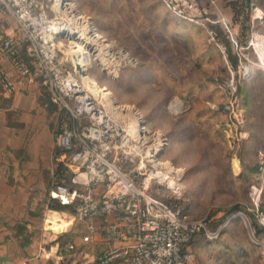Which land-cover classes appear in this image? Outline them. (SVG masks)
Instances as JSON below:
<instances>
[{
  "label": "rangeland",
  "instance_id": "374dc122",
  "mask_svg": "<svg viewBox=\"0 0 264 264\" xmlns=\"http://www.w3.org/2000/svg\"><path fill=\"white\" fill-rule=\"evenodd\" d=\"M6 1L0 0V14L17 26L33 17L40 27L45 20L71 22L65 11H55V0H28L24 19ZM68 3L110 46L79 52L88 79L120 104L136 106L148 128L169 139L161 159L182 179L177 193L165 188V197L206 223L192 243L191 264H264V234L258 236L251 224L256 219L264 226V61L256 46L264 36V0H195L194 22L171 12L164 0ZM77 23L71 25L82 30ZM71 44L61 40L65 53H57L69 68L78 52ZM43 92L56 129L61 112L48 89ZM176 101L180 106L172 108ZM50 209L67 222L60 242L78 245L68 263L95 264L89 250L81 252L85 228L72 208ZM236 213L248 218L251 230L243 217L228 222Z\"/></svg>",
  "mask_w": 264,
  "mask_h": 264
},
{
  "label": "built area",
  "instance_id": "2783aa9c",
  "mask_svg": "<svg viewBox=\"0 0 264 264\" xmlns=\"http://www.w3.org/2000/svg\"><path fill=\"white\" fill-rule=\"evenodd\" d=\"M9 1L24 19L28 0ZM164 3L186 21L198 17L195 0ZM53 6L61 12L56 0ZM61 22L45 20L40 27L33 17L29 24L18 25L24 33L26 60L19 52L20 42L0 22V88L13 92L17 86L2 63L10 57L20 74L40 80L61 112L55 132L61 170L50 188V199L72 208L85 228L82 242L91 246L95 264H191L192 240L206 223L165 197V188L175 193L180 189L169 187L165 174L163 179L158 175L166 172L156 163L162 160L168 137L148 128L136 106L88 89L74 61L69 68L58 59L61 40H71L60 29ZM259 164L264 172V154ZM175 174L170 173L182 179ZM99 242L103 247L93 246ZM77 248L75 241H65L58 254L64 258Z\"/></svg>",
  "mask_w": 264,
  "mask_h": 264
},
{
  "label": "crops",
  "instance_id": "0c3cea01",
  "mask_svg": "<svg viewBox=\"0 0 264 264\" xmlns=\"http://www.w3.org/2000/svg\"><path fill=\"white\" fill-rule=\"evenodd\" d=\"M0 22L20 42L26 60L23 31L1 14ZM2 61L17 86L13 92L0 88V264H69L77 252L64 258L58 254L67 231L55 232L64 230L67 222L59 221L49 201L58 171L52 110L40 80L20 74L10 57ZM82 246L81 252L89 250L86 255L94 260L91 246ZM93 246L100 249L103 243Z\"/></svg>",
  "mask_w": 264,
  "mask_h": 264
},
{
  "label": "bare ground",
  "instance_id": "6f19581e",
  "mask_svg": "<svg viewBox=\"0 0 264 264\" xmlns=\"http://www.w3.org/2000/svg\"><path fill=\"white\" fill-rule=\"evenodd\" d=\"M69 0H56V5H59L60 10L61 11H65L68 14V18L71 21L70 23H66V22H61V25L59 26L60 29L66 30L67 33L69 34V36H71V47H73L72 52L78 51L76 56L72 58V60L74 61V63L76 65H81L82 69L79 70L80 73L83 75V78L85 80V82L87 83V85L89 86V88L91 90H93L96 94H99V96L101 97H107L106 94H108L109 92L106 91L105 89L100 88L99 86L95 85L92 81H90L86 75V62L82 61V57L79 54V52H81V50L84 47H87L88 49H93V50H101V49H109V45L105 42L106 40L103 38V36L97 31V29L94 27L93 23L91 21H89L88 19H84L83 16H81L79 10L72 6V3L70 1V3H68ZM70 15V16H69ZM83 23V29L79 30L75 27H73L71 24L73 23ZM78 24V23H77ZM75 34V35H73ZM252 43V42H251ZM256 46L258 47L259 51H260V56H261V60L264 61V36H261L256 43ZM72 52H70V55H72ZM100 54V53H99ZM99 54H97V56H99ZM125 55L123 54V57ZM67 58V57H66ZM88 69V68H87ZM180 105L179 103L176 101L172 108H178ZM156 165L158 167H162L166 169V172H163L161 174H158L160 176L161 179H163L164 174H165V183L168 184L169 187L174 188L178 185V179H175L173 176L170 175V173L172 172H176L178 173L177 170L174 169L173 166H171V164H167L166 162H163L162 160H160V162H157ZM160 172V171H159ZM239 217H242L243 215L240 214L238 215ZM66 225V224H65Z\"/></svg>",
  "mask_w": 264,
  "mask_h": 264
},
{
  "label": "trees",
  "instance_id": "16d2710c",
  "mask_svg": "<svg viewBox=\"0 0 264 264\" xmlns=\"http://www.w3.org/2000/svg\"><path fill=\"white\" fill-rule=\"evenodd\" d=\"M60 152H61V151H60ZM256 168H257V167H256ZM57 170H58L57 172H60V170H61V166H60L59 162H57ZM55 202H56V203H55ZM50 207H51V208H54V209L61 210V209H64L65 207H67V206H66V205H63V204H61V203H59V202H57L56 200H51V202H50ZM239 207H240L239 205H236V206L232 207V208L230 209V211L233 212V211L237 210ZM184 211H185V210H184ZM186 212H187V211H186ZM187 213H188V212H187ZM189 214H190V213H189ZM237 218H238V217H237ZM234 220H236V218H235ZM251 224H252V227L254 228V230H255V232H256V234H257L258 236H261V235L264 234V226L260 225L256 219H253ZM202 230H203V229H202ZM202 230H201L199 233H197V234L195 235V237H196L197 235H199V234L202 232ZM195 237L193 238L192 243H193Z\"/></svg>",
  "mask_w": 264,
  "mask_h": 264
},
{
  "label": "water",
  "instance_id": "95a60500",
  "mask_svg": "<svg viewBox=\"0 0 264 264\" xmlns=\"http://www.w3.org/2000/svg\"><path fill=\"white\" fill-rule=\"evenodd\" d=\"M63 34H65L64 31H63L60 35H63ZM77 69H78V70H81V66H80V65H77ZM240 214L243 215L242 217L245 219V221H246V223H247L249 229L251 230L250 222H249L248 218H247L243 213H236L235 215H233V216L228 220V222H230L231 220H233V219L239 217L238 215H240ZM47 224H48V223H47ZM46 229H47V230H50V231H53V230L49 229V228L47 227V225H46ZM65 230H66V229H64V230H62V231H60V232H55V233H57V234H61V233H63ZM53 232H54V231H53Z\"/></svg>",
  "mask_w": 264,
  "mask_h": 264
}]
</instances>
